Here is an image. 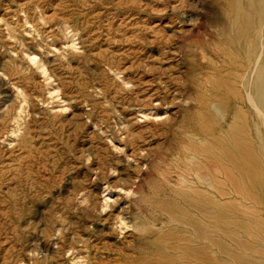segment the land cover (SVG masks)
Here are the masks:
<instances>
[{
    "label": "rangeland",
    "instance_id": "374dc122",
    "mask_svg": "<svg viewBox=\"0 0 264 264\" xmlns=\"http://www.w3.org/2000/svg\"><path fill=\"white\" fill-rule=\"evenodd\" d=\"M223 21L221 0H0V264H197L169 248L191 236L182 197L214 191L183 84L210 89L191 59L212 62ZM218 189L228 229L248 239L256 213L264 243L263 205ZM119 211L129 221L112 228ZM219 238L203 264H264Z\"/></svg>",
    "mask_w": 264,
    "mask_h": 264
},
{
    "label": "bare ground",
    "instance_id": "6f19581e",
    "mask_svg": "<svg viewBox=\"0 0 264 264\" xmlns=\"http://www.w3.org/2000/svg\"><path fill=\"white\" fill-rule=\"evenodd\" d=\"M221 10L224 21L219 33L225 46L209 45L210 49L204 46L212 62L206 65L191 59L189 72L202 74L204 69L210 68V89H200L189 76L183 84L184 90L189 91L186 97L196 102L190 130L210 144L200 148L198 155L211 159L206 158L203 166L214 183V191L211 197L204 198L194 189L182 197L184 221L192 228L191 236L188 242L183 241L179 246L172 244L169 248L173 254L180 252L183 259L193 260L190 256L196 255L197 264L206 260L203 251L209 243L224 248L219 237L229 239L235 247L250 246L253 256H264V251L258 248L264 244L259 230L261 219L255 213L250 223L239 225L243 234H250L248 239H240L228 229L233 219L226 217L221 203L223 194L218 189L221 184L232 189L245 188L250 199L264 207V0H221ZM191 56L195 58L197 54L192 52ZM224 58L229 59V63L218 65ZM206 91L209 94H205ZM209 99L232 114L233 119L226 128L208 118ZM185 116L187 120L191 117L189 110L184 114V122ZM130 135L128 131L127 137ZM221 175L224 181L219 178ZM106 219L112 228H121L127 225L129 216L119 211Z\"/></svg>",
    "mask_w": 264,
    "mask_h": 264
}]
</instances>
